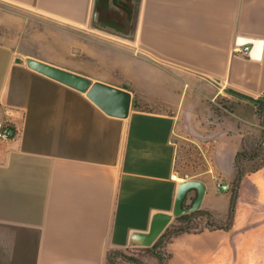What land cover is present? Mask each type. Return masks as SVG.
<instances>
[{"label": "crops", "instance_id": "obj_1", "mask_svg": "<svg viewBox=\"0 0 264 264\" xmlns=\"http://www.w3.org/2000/svg\"><path fill=\"white\" fill-rule=\"evenodd\" d=\"M135 3L0 0L34 24L27 40L25 19L0 17L19 31L0 35V118L19 130L0 155V264H109L151 249L189 179L207 186L204 223L228 221L224 187L263 127L240 95L264 94V0H140L133 22ZM245 45L248 55L234 53ZM29 58L130 92L128 115ZM179 161L198 162L177 178ZM164 247L167 264H264V213L236 202L229 229L183 232Z\"/></svg>", "mask_w": 264, "mask_h": 264}, {"label": "rangeland", "instance_id": "obj_2", "mask_svg": "<svg viewBox=\"0 0 264 264\" xmlns=\"http://www.w3.org/2000/svg\"><path fill=\"white\" fill-rule=\"evenodd\" d=\"M14 9L10 6L0 5V17H14L16 19H25L27 21L26 26L28 28V31L24 34L25 39H29L30 32L29 29L34 26V24H31L30 20L28 18H22L18 12H13ZM22 13V12H20ZM23 21V20H21ZM22 23V22H21ZM19 31L11 30L9 28H6L5 26L0 25V35L2 36H8V37H16L18 35ZM262 132L260 135L254 134L251 141L248 142V153L249 155H258L257 158H254L253 160H250L246 163V171L245 174L242 176L241 180L236 183L233 181L230 184L229 190L232 192L235 190L237 192V207L240 210H243L245 207H255L257 208V211L259 213H264V119H263V125H262ZM198 161H179L178 168H177V178H181L183 175H187V173L191 170V167L196 168ZM237 178V177H236ZM236 180V179H235ZM190 192L187 196V200L184 203V207L188 208L191 204V199L193 196H191ZM203 219V216H201ZM200 219L198 220L195 218L193 221V224L190 226L191 232L194 231H200L203 230L206 227H209L207 224L204 223V221ZM182 226V221L175 220V222L171 225L169 228L171 233L169 234L170 240L176 236V233L178 232L179 228ZM164 245H161L160 255L163 258V262L159 263L156 261H153L151 259L152 255L151 253L145 251L146 249H140V250H133V251H125L120 253V255H112L110 257L109 264H134L131 262L134 260H140L142 264H167V254L164 250Z\"/></svg>", "mask_w": 264, "mask_h": 264}, {"label": "water", "instance_id": "obj_3", "mask_svg": "<svg viewBox=\"0 0 264 264\" xmlns=\"http://www.w3.org/2000/svg\"><path fill=\"white\" fill-rule=\"evenodd\" d=\"M139 4L140 0H136L133 22L138 13ZM27 64L29 67L60 82L81 91H87L89 97L111 115L126 117L129 113L132 95L128 91L117 89L102 83H94L87 76L38 59L29 58ZM193 190L197 192V197L190 207L185 208V200L187 199L188 194ZM206 192L207 186L200 180L189 179L179 183L174 206L175 217L179 218L200 210Z\"/></svg>", "mask_w": 264, "mask_h": 264}, {"label": "trees", "instance_id": "obj_4", "mask_svg": "<svg viewBox=\"0 0 264 264\" xmlns=\"http://www.w3.org/2000/svg\"><path fill=\"white\" fill-rule=\"evenodd\" d=\"M240 96L250 100L251 102H254L257 105L261 116L264 118V94L257 100L254 98H251V97H246L244 95H240ZM257 156L256 155H249L248 148L246 146L241 151L238 152L237 161H236V166H237V170H238L237 178L235 180L236 183H238V181H240L242 176L245 174L246 163L249 162L250 160H253L254 158H257ZM196 197H197V194L192 199L191 204H193ZM185 202H186V200H185ZM236 202H237V192L234 190L232 193V197H231L230 214H229L228 221L223 224V223L216 222L214 219H211L207 222V225L209 227L215 226L218 228L229 229L232 225V221H233L234 216H235ZM205 214H208V213L206 211L200 209L194 213L187 214V215H184V216L177 218V220L182 221V226L179 228L176 235L181 234L183 232H191V231H189L190 226L193 224V221L195 220V218L200 220V219H202L201 216H204ZM170 233H171L170 229H167V231L165 232L163 237L159 240V242L153 248L145 250V251L151 253L152 255H155L158 258L159 263L163 262V258L160 255L159 248L161 249V245L167 244L170 241V237H171L169 235ZM131 262H133L134 264H142L140 260H134L133 259Z\"/></svg>", "mask_w": 264, "mask_h": 264}, {"label": "built area", "instance_id": "obj_5", "mask_svg": "<svg viewBox=\"0 0 264 264\" xmlns=\"http://www.w3.org/2000/svg\"><path fill=\"white\" fill-rule=\"evenodd\" d=\"M251 50V46L245 45V46H237L234 49V53H238L241 55H248ZM19 134L18 128L10 121L6 119L0 118V155L2 152L3 145L10 141L15 139ZM225 190L228 189V187H224Z\"/></svg>", "mask_w": 264, "mask_h": 264}]
</instances>
